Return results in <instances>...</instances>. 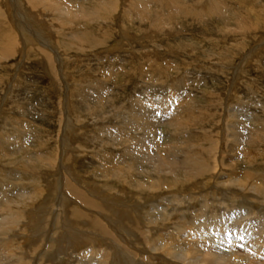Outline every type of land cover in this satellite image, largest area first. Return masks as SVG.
<instances>
[{
	"label": "rangeland",
	"instance_id": "374dc122",
	"mask_svg": "<svg viewBox=\"0 0 264 264\" xmlns=\"http://www.w3.org/2000/svg\"><path fill=\"white\" fill-rule=\"evenodd\" d=\"M9 1L10 0H0V9L4 11L7 7L6 3ZM27 1L28 0H24L26 3V12L28 11L26 9L31 10V6L27 4ZM144 1L111 0V5L108 0H47L48 6H50V9L55 12V14L48 9L49 7L46 8L49 11L44 8L47 12L43 10V7H39L40 10L42 9L44 11H42L43 14L39 8L38 11H28V13L25 14L21 12L16 13L13 10L11 14L14 19L10 17L6 20L14 27V34L17 35V38L20 37L18 43H21H17L18 51L16 50V52L18 53L15 52L14 56L6 61L0 60V134L5 137H3L5 140L0 143V186L2 187V185H5V189L8 190L14 201L16 195H18L17 192H26V195H31L32 198L29 199V203L36 200V204L34 203L35 206H32L33 203L30 204L31 207L20 205L23 209L28 210L29 208V210H33L35 215L33 214L31 217H29L28 214H25V216L21 214L17 215L19 222V225H16L17 230H15L16 228L14 227L6 233V238L9 239V247H13L11 244L15 243L13 248H20L22 250V247L24 249L27 245H30L26 248L30 249L33 245L29 244V242L37 238V236L32 233L39 232H36L34 229L31 230V232L28 229L35 222L37 223V221H42L43 224L46 223L49 225L56 220L60 223L58 226L63 233H68L71 230L76 232L81 231L84 232V234L91 235V233L94 232V230H91L90 233L88 225H86L87 227L83 226L85 228L81 225V229L77 227L76 224L78 223L76 222L78 221H74L77 219V216L72 212H75V210L82 211L83 214L87 216L81 218L82 220H88L90 219L89 217L98 219L102 217V214L104 216L105 214L100 211L98 212L96 208L93 210L89 204L84 203L81 198L76 197V195L71 192L72 189L70 185H72V187L75 186L78 190H81L83 186L78 184L81 183L80 180L74 178L69 170L72 168L76 172L80 171L78 174L81 177L83 176L88 180L91 179V181H96L93 183H104L102 175L105 173L104 171L106 168L111 167L109 160L105 157H108L107 155L109 154H111L109 155L110 157L112 155H123L124 149L121 145L119 146L120 141L117 140L116 142L115 140L118 139L119 136L121 137L122 134H134L135 132V130L130 127V124H126L125 111L130 109L132 103L135 105L136 98L139 99L143 97L142 99L148 100L149 97L153 96L152 98H156L157 100L156 103H160L162 107H164L165 112L162 113L165 114L163 115L165 119H162L164 125L157 127V132L154 130L150 131L148 136L155 137V134L156 137L158 136V138L162 139L165 143L173 136H176V139L182 137H180L179 133L175 134L172 127L166 125L170 123L169 120L166 119V116H168L167 114H169L168 112L172 106H175V108H173L174 110L176 109V111H179L181 109H178L177 106L182 104L190 103L193 105H201L204 112L202 109L194 107L195 114L197 113L196 115L205 117L206 121H203V126L200 124L191 127L189 133H195L196 135L204 133L206 134V138L211 136L210 139H219L220 136H222L221 121L223 115L226 113V107L231 108L234 113L238 109L243 110H240V113L242 115L241 117L244 119L246 132H253L254 135L252 134V138L258 135L257 139H261L262 142H258V144L256 143L254 146L250 144L246 146L253 149L250 148V153L248 150L240 152V148H236L234 151H227V146H222V150L220 148L219 150H221V152L224 151L221 153L223 156H227L228 153L233 152V163H240L241 161L247 162L248 160L250 161V159L252 161L253 155H257L258 153L259 155H257V158L252 162L255 164V171L264 174V131L261 133L258 130L260 127L264 130V0ZM43 3H46V1L44 0ZM54 4L56 6L51 8ZM66 4H69L70 7L71 14L68 16H65V12L63 13L60 11ZM99 4L101 6L99 10H102V8L104 9L95 13V11L98 10L97 6H99ZM127 5L129 6L127 7ZM129 7L132 8V10H130ZM135 11H137V13ZM140 11L142 14L139 13ZM84 12H86V14H84ZM44 13L49 15L46 16ZM110 13L111 15H109ZM50 14L52 16H50ZM143 14L146 15L144 16ZM50 17H52V19H50ZM148 19L151 23H149ZM34 20L36 23H34ZM62 20H65V24L61 23ZM154 25L156 26L154 27ZM121 27L126 30H123L124 33ZM44 30H46V32ZM72 31L74 33H78L79 31V35H83V37L80 40L77 38H69L70 35L73 34ZM60 32L64 36L61 37L62 34ZM126 32H128V34ZM84 33H87L91 38L94 37L97 40L96 42L99 43L98 46H94L93 49L90 46L91 43L85 42L87 40H85L84 37L87 38V36ZM39 34H41V36H39ZM128 35H130V37ZM62 38L65 40H62ZM125 38L130 39L131 42ZM66 39L68 42L75 44L73 45L74 47L70 48L66 46L64 43V41L67 42ZM46 52H48V55ZM50 60L53 62H50ZM52 66L55 67L53 68ZM140 70H142L141 74ZM103 101L107 103V107L105 106L104 109L100 108L96 116L94 115L96 112L91 113L93 118L87 113V108L82 111L83 105L92 107L95 106L96 103L104 104L105 102L102 103ZM191 101H193V103H191ZM65 106L67 109L64 108ZM217 110L219 111L217 112ZM214 114L215 116L212 117ZM74 119L76 121H74ZM78 123L83 124L80 125ZM68 124H70V126ZM74 126H76V128ZM77 130L79 132H77ZM216 131L221 135H218ZM62 136L66 137L64 141L65 144H63L64 146L60 145V138H62ZM96 138L97 140H95ZM102 138V142L104 141L103 143L101 142ZM222 140L223 139H221V141ZM110 142H113V144ZM114 143H117L119 147L114 145ZM229 146H231V144ZM256 148L258 150L254 151ZM79 151L80 153H78ZM64 153L67 154L65 155ZM245 153L246 156L249 155V157L247 156L246 158ZM39 155L43 157L53 156L54 158L57 156L56 161L58 164V157L65 155V164L64 166L62 164L65 168L62 167V174L66 173L65 175L67 176L64 174L62 175L63 180L61 179L59 181L60 184H56L57 175L53 171L54 168H47L48 175L46 176L44 173L45 170L43 169L44 172L41 171V169H39L40 167H36V172L33 170L31 171V167H34V163L31 160ZM71 155H73L72 158ZM240 155L243 156L241 157ZM235 156H238L239 160H237ZM27 158H29V160ZM71 162L76 164L71 165ZM228 177L229 176L222 174L217 176V179H211V186L197 187L196 185H192L191 189H189L190 193L187 192V194H191L192 196L195 194L196 198L193 199L192 197V200L198 202V206L195 207V209H199L200 200L202 201V199H205L206 191L208 192L215 185L223 187L220 183L223 179L229 180ZM43 183H45V186ZM69 183L70 185H68ZM213 183H218L219 185L214 184L213 186ZM262 184L264 185V181ZM66 185L69 187L67 188ZM42 186L44 189L41 188ZM194 187L198 189L192 191ZM117 188L120 189V191L122 190L121 187ZM200 188L205 189L199 191ZM32 190H36V194H34L35 191L33 192ZM222 190L225 193L227 192L226 194L229 192L228 188L223 187ZM88 192H86V194ZM175 192L176 190H174V188H168L163 191L162 197L169 196ZM45 195H55L58 198L54 197L55 200H53V198L49 200L54 208L51 212V217L48 216L49 214L45 216L43 214H36V210L44 206V204H41V198L43 199L46 197ZM87 197L100 204L105 203L102 205L109 206L108 203L106 204V200L97 192L92 193L90 191ZM38 204L40 206L36 207ZM62 207H65V209ZM67 215H70L69 218ZM43 217H45V219ZM71 218L74 219L70 221ZM99 220L103 221L101 218H99ZM29 221L34 222H30L29 224ZM48 228L50 229V226H48ZM86 228H88V230ZM29 234H32L34 238ZM7 235L9 237L11 236L13 240ZM41 235L40 236L45 239L43 242L44 248L42 245V247L40 246V248H36V250L42 249L43 251V249L47 248L45 247V243L48 232L45 237H43L44 233ZM10 239L12 241H10ZM21 241L22 243L24 242V244H22ZM36 254L37 251L35 252V255ZM164 259L166 262H160L161 264H169V261H171L170 264H175L170 258Z\"/></svg>",
	"mask_w": 264,
	"mask_h": 264
},
{
	"label": "bare ground",
	"instance_id": "6f19581e",
	"mask_svg": "<svg viewBox=\"0 0 264 264\" xmlns=\"http://www.w3.org/2000/svg\"><path fill=\"white\" fill-rule=\"evenodd\" d=\"M45 1L46 3H43L44 0H39V1L38 0H28L27 4L31 6V10L29 9H26V10L38 11L39 7H43V10L44 8L46 9L47 7H49L48 9L51 10L50 6H48L47 4V0ZM108 1H110L112 5L111 0H108ZM6 4H7V7L4 11L0 9V60H5V61L11 58L12 56H14L17 50L18 44L21 43V42L18 43V40L20 39V37L17 38V35L14 34V29H13L14 27L11 26L10 23L6 20L10 17L14 19L11 14L13 10L16 13L17 12H21L23 14L28 13V11L27 12L25 11L26 3L24 2V0H10ZM54 6L56 5L54 4L51 8H53ZM128 6L129 5H127V7ZM100 8L101 6L99 4V6H97V9L99 10ZM103 9L104 8H102V10ZM43 10L41 9L40 11L42 12ZM98 10L95 11V13L102 11V10H99V11ZM130 10H132V8H130ZM60 11H62L63 13L65 12L66 14L65 16H68L71 14L69 4H66L65 6H63L62 9H60ZM62 12H58V13H62ZM135 12L137 13V11ZM16 13H13V14H16ZM48 13H51V12H48ZM53 13L55 14V12ZM139 13L142 14L141 11ZM44 14L46 16L49 15L46 13ZM51 14L50 16H52ZM84 14H86V12H84ZM109 15H111V13ZM50 19H52V17H50ZM64 21L65 20H62L61 23H64ZM34 23H36V21ZM149 23H151L150 20H149ZM155 26L156 25H154V27ZM121 29L122 31L124 30L122 27ZM44 31L46 32V30ZM34 33H37V32H34ZM72 33L73 34H71L69 38H74V39L77 38L80 40L83 37V35L82 36L79 35L80 34L79 31L78 33H74L72 31ZM126 33L128 34V32ZM84 34L87 36V38L84 37L85 40H87L85 42L91 43L90 46L92 48L94 46H98L99 43L96 42L97 40L94 37L91 38V36H88L87 33H84ZM39 36H41V34H39ZM62 36L64 35L62 34L61 37ZM128 36L130 37V35ZM125 39H128V38H125ZM22 40L24 42L23 38ZM56 40H55V43H56ZM62 40H65V39L62 38ZM64 43L66 46L70 48L74 47L73 45H75V44H72V42H68V40L67 42L64 41ZM103 44H106V43H103ZM56 46H57V43H56ZM120 47H121V43H120ZM46 53L48 55V52ZM58 54H59V51H58ZM51 61L52 60H50V62ZM140 71H141L140 72L141 74L142 70ZM152 97H149L148 100L142 99L143 97L139 99L136 98L135 105L132 103V106L130 107V109L125 111L126 112L125 120L127 121L126 124L128 125L130 124V127H132L135 130V132L134 134L133 133L132 134H122L121 137L119 136L118 139L115 140L116 142L117 140L120 141L119 146L121 145L124 149L123 155L121 156L112 155L110 157L109 155L111 154H109L107 155L108 157H105L106 159L109 160V164L111 165V167L106 168L104 171L105 173L102 175L104 183L102 184L93 183L96 181L94 180L91 181V179L88 180L86 179V177H83V176L81 177L78 174L80 171L76 172L72 168L69 170L71 172V175L74 176V178H77L78 180H80L81 183H78V184L83 186L81 187V190H78L75 186L72 187V185H70L69 183L68 185H70L72 189L71 192H73L76 195V197L81 198L84 201V203L89 204V206H91L93 210H95L96 208L98 212L100 211L101 213L105 214V216L102 214V217H99L103 221H100L99 218L97 219L95 217H89L90 219L87 218L88 220L86 219L82 220L81 218H85L87 216H85L82 211L75 210V212L73 211L72 213H75V215L77 216L78 220L76 219L74 221L75 222L78 221L76 222L78 224H76L75 222L73 223H75L76 226L79 228L81 227V225L82 227L88 225V227L90 228V233H91V230H94L95 233L92 232L91 235L84 234V232H81V231L80 232L71 231L69 227L68 229L70 231L68 233L67 232L63 233L61 232L60 227L58 226V224L60 223H58V221L56 220L49 225L46 223L43 224L42 221L34 220V221H37V223L35 222L28 229L30 231L34 229L36 232H39V233H35L33 231L34 233H32L36 235L37 238H34L32 234H29L33 236L34 238V239L32 238L33 241L31 240L29 242V244H32L33 246L31 245L32 247L30 249H26L30 246V245L29 246L27 245V247L25 246L26 248L23 249L22 247V250H21L20 248H13L15 244L14 243V244H11L13 245V247H9L8 246L9 239L6 238V233H8L14 227L16 228V225H19L17 215L21 214L25 216V214H28L29 217H31L34 214L33 210H29V208L28 210L23 209L21 206L22 205L30 206V204L32 203L36 204V200H33V202L29 203V199L32 198L31 195H28V194L26 195L25 194L26 192L25 193L17 192L18 194L16 195L17 200L15 198V201H14V199H12V196L9 194L8 190L5 189V185L4 186L2 185V187L0 186V264H161L160 262H166L164 258H167V259L170 258V260L174 261L175 264H264V185L262 184L264 181V174L256 172L255 164L252 162L253 160H255V158H257L256 156L259 154L258 153L257 155L252 154L253 155L252 161L250 159V161L249 160L247 162L241 161L240 163L232 162L234 161L232 159L233 152L228 153L227 156L221 155V153L224 152V151L221 152L222 146H227V149H228L227 151H234V149L240 148L239 150L240 152H242L243 150H246V151L248 150L250 153L251 147H246V146H249V144L254 146L256 143L258 144V142H262L261 139H257L258 133L256 134L257 135L256 137L252 138L253 132L250 133V131H248L247 129V131L249 132L247 133L245 130L244 119L241 117L242 115L240 113L241 109H238L234 113L232 112V109L229 107L225 108L226 113L225 114L223 113L224 115L221 121L223 134L222 136H220V138L223 139L222 141L220 138L210 139L211 136H209V138H206V134L204 133L200 135H196L195 133L193 134L189 133L190 132L189 130L191 127L197 126L200 124L202 125L203 121H206V118L196 115L197 113L195 114L194 107L195 108L198 107L199 109L203 110L201 105L199 104L193 105L190 103H186V104L177 106L178 109H181L179 111H176V109L174 110L173 108H175V106H172V108H170V111L168 112L169 114H167L168 116H166L167 117L166 119H168L170 122V123L166 122L167 123L166 125L172 127V129L174 130V133L175 134L179 133L180 137L181 136L182 137L180 139L178 138L179 139L178 140L176 139V136H173L171 139L168 140L167 143H165L162 139L158 138V136L156 137L155 134H154L155 137L148 136V133L150 131L154 130L155 132H157L156 131L158 129L157 127L164 125L163 123L164 121L162 119H165L163 117V115L165 114H162L163 112H165L164 107H162L160 103H156L157 101L156 98H152ZM192 98H195V97H192ZM193 101H191V103H193ZM104 102L105 101H103L102 103ZM106 105H107L106 102L104 104L96 103V105L92 107L83 105L82 111H84L87 108V113L90 114L91 117L93 118L91 113L96 112L94 114L96 116V114L99 113V112L97 113V111H99L100 108L104 109ZM168 106H171V105H168ZM217 106H214V107H217ZM64 108H66V106ZM218 111L219 110H217V112ZM214 116L215 114L212 117ZM66 121H69V120H66ZM74 121L76 120L74 119ZM68 125L70 126V124ZM74 127L76 128V126ZM260 128H258V130L262 133L264 130ZM77 132L79 131L77 130ZM219 134L220 133H218V135ZM3 137L4 136L0 134V143L5 140L4 139L5 137L4 138ZM226 137H228L229 139ZM65 138H66L65 136H62V138H60V145L65 144L64 143ZM95 140H97V138ZM102 140L103 138L101 139V142ZM110 143L113 144V142H110ZM230 144L231 146H229ZM114 145H117V143L116 144L114 143ZM219 148L221 150H219ZM263 149H264V146H263ZM257 150L258 149L256 148V150L254 151H257ZM78 153H80V151ZM65 155L63 156L61 155L60 157H58L59 164L56 161L57 156L55 158L53 156L52 157L51 156L43 157L42 155L36 156L34 157L33 160H31L34 163V167L31 165L32 166L31 171L33 170L34 172H36L37 171L36 167H40L39 169H41V171L44 172L45 170L44 173L46 176L48 175L47 168H54L53 171L57 175L56 184H58L59 181L62 179V175L64 174V173L62 174V171H63V168H65L63 167L65 164L64 163ZM238 156H239V153H238ZM238 156H235L237 160H239ZM245 156H246V153H245ZM247 156L249 157V155ZM72 157L73 155H71V158ZM27 159L29 160V158ZM72 164L73 163L71 162V165ZM20 167L23 168L22 166ZM222 174H225V176H229L228 177L229 180L223 179L224 181L222 180L221 183L219 182L221 185H223L224 188L229 189L228 194H226L227 192L225 193L222 190L223 187L216 186V185L214 186V184H218V183H213L214 187L212 186L213 188L211 190H209L210 189L209 188L208 189L209 191L208 192L206 191L205 199H202V201L200 200L199 209H195V207L198 206V202H195L194 200H192V197L193 199L196 198L195 194L193 196L191 194H187V192H189V189H191V186L192 185L193 186L196 185L197 187L208 186V185L211 186L212 184L210 183V180L217 179V176H220ZM43 184L45 186V183ZM68 185H66L67 188L69 187ZM117 187H121L122 190L120 191V189H118ZM197 187L196 189L194 187L192 191L193 190L196 191L198 189ZM41 188L44 189L43 186ZM168 188H172V189L174 188L176 192L174 194H170L169 196L162 197L163 191H165ZM84 189L90 190L92 193L93 192L99 193V195L106 200V204L108 203L109 206L102 205L105 203L100 204L98 202H95L94 200L89 199V197H87V194L90 191L88 192V191H85ZM204 189L205 188L203 189L200 188L199 191H203ZM34 191H35L34 194H36V190ZM29 192L31 193L30 190ZM86 192L88 193L86 194ZM45 196L46 197H44L43 199L41 198V204L42 205L44 204V206L43 207L41 206L37 210L35 208L34 209L37 211L36 214H43L44 216L46 214L47 215L49 214L48 216L51 217L52 216L51 212L54 208H53V204H51V201L49 200H51L52 198L53 200H55L54 197L56 196L55 195H45ZM33 204L32 206H35V204L34 205ZM38 206L40 205L38 204L36 207ZM62 208L65 209V207H62ZM43 218L45 219V217ZM72 219L74 218H71L70 221H72ZM30 222L31 221H29V224ZM48 226H50V229L48 228ZM86 229L88 230V228ZM15 230H17V228ZM47 232H48V237H46V243H45V247L47 248L43 249V251L42 249L36 250V248H40V246L42 247V245L44 248L43 242L45 239L41 237L42 236L41 234L44 233L43 237H45L47 236ZM25 233H26V230H25ZM9 234H12V233H9ZM9 238H11V236ZM11 239L10 241L13 240ZM24 242L22 243L21 241L22 244H24ZM16 245L18 246L17 243ZM36 251H37V254L35 255ZM170 262L171 261H169V264Z\"/></svg>",
	"mask_w": 264,
	"mask_h": 264
}]
</instances>
